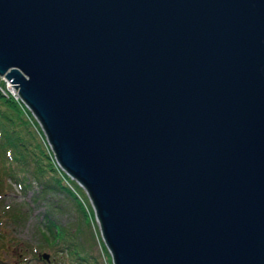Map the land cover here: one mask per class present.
<instances>
[{
  "label": "water",
  "instance_id": "1",
  "mask_svg": "<svg viewBox=\"0 0 264 264\" xmlns=\"http://www.w3.org/2000/svg\"><path fill=\"white\" fill-rule=\"evenodd\" d=\"M0 74L114 264H264V0H0Z\"/></svg>",
  "mask_w": 264,
  "mask_h": 264
},
{
  "label": "rangeland",
  "instance_id": "2",
  "mask_svg": "<svg viewBox=\"0 0 264 264\" xmlns=\"http://www.w3.org/2000/svg\"><path fill=\"white\" fill-rule=\"evenodd\" d=\"M0 78L5 84L0 85L2 92L12 94L17 101H23L19 88L15 89L16 91L11 90V81L5 74H0ZM21 108L26 114L25 117L31 120L27 112L28 109L31 112L32 110L24 101ZM34 119L36 122L32 119L34 124L31 122V128L34 129L36 137L43 146L52 150L54 164L56 163L60 170L57 174L61 171L63 174L64 171L81 186L79 190L81 194L77 197L86 207L87 215L84 214L73 193L66 189L47 187L43 183L45 178L42 182L30 177L27 180L29 186L25 187L24 182L19 180L21 176H18L19 179L11 176L17 175L12 171L13 164L16 166L14 169L18 170L17 173L21 174L16 160L12 163L9 161L13 151L9 153L7 152L9 148L6 150L9 158L0 151V176H3L0 179V259L9 264H114L112 253L103 238L91 196L86 188L59 164L44 129L35 116ZM9 166L11 175L9 176V173L4 175V171L10 170ZM63 178L66 183L68 177ZM68 183L74 190L75 184L71 181ZM15 215H21V218ZM45 217L46 219L51 217L58 225L65 228L64 240L63 238L55 242L46 240L41 229L42 226L46 227ZM69 244L70 246H67Z\"/></svg>",
  "mask_w": 264,
  "mask_h": 264
},
{
  "label": "trees",
  "instance_id": "3",
  "mask_svg": "<svg viewBox=\"0 0 264 264\" xmlns=\"http://www.w3.org/2000/svg\"><path fill=\"white\" fill-rule=\"evenodd\" d=\"M0 85H5L4 81L1 78ZM21 104L23 105V101H17L12 94H5L0 89V151H2L8 158L9 156L6 153V150L9 148L7 150V152L9 153H12L11 150L13 151V155L9 158V161L12 163L16 160L21 173H17L18 170L14 169L16 166L13 164L12 171L13 173L16 172L17 175L10 174L12 173L10 166L9 171H2L3 174L8 175L6 173H9V176L11 175L16 179H19L18 176H21L19 180L24 182L25 187L29 186L27 180L30 177H32V179L33 177H35L36 180L42 182L45 178L46 180L43 183L47 187H57L61 190L66 189L68 192L73 193V195L79 202V206L81 207L83 212H85L84 214L87 215L85 209L86 207L77 197V195L81 194V192L79 191L81 190V186L66 172L64 173V171L63 174L61 173L62 171L60 172L61 175L57 174V172L60 170L57 164H54L55 161L52 158V150H50L47 146H43L40 139L36 137V132L31 128L30 124L32 122V119L33 121L35 120L33 113L28 109L27 113L31 117V120H28L25 117L26 114L21 108ZM34 122H36V120ZM48 170L49 172H47ZM2 177L3 176H0V179H2ZM63 177H68V181L66 183ZM69 180L75 184L74 190H72L69 186ZM21 181L20 184L22 185ZM91 211L94 213L93 208H91ZM20 216L16 217L21 218ZM45 220L44 224H46V227L42 226L41 229L42 233L45 235L44 237L46 238V240H48L49 242H55L56 240L60 241L61 238H63L64 240V233H66L65 228L58 225L56 221L51 219V217H47V219L45 217ZM67 246H70V244Z\"/></svg>",
  "mask_w": 264,
  "mask_h": 264
},
{
  "label": "bare ground",
  "instance_id": "4",
  "mask_svg": "<svg viewBox=\"0 0 264 264\" xmlns=\"http://www.w3.org/2000/svg\"><path fill=\"white\" fill-rule=\"evenodd\" d=\"M10 89L13 90V91H16V90H15V87H14L12 84H10ZM60 168H61V167H60Z\"/></svg>",
  "mask_w": 264,
  "mask_h": 264
},
{
  "label": "built area",
  "instance_id": "5",
  "mask_svg": "<svg viewBox=\"0 0 264 264\" xmlns=\"http://www.w3.org/2000/svg\"><path fill=\"white\" fill-rule=\"evenodd\" d=\"M21 98H22V96H21ZM22 100H23V98H22ZM24 101V100H23ZM25 102V101H24ZM26 103V102H25ZM28 106V105H27ZM34 115V114H33ZM35 116V115H34ZM36 117V116H35ZM37 119V118H36Z\"/></svg>",
  "mask_w": 264,
  "mask_h": 264
}]
</instances>
